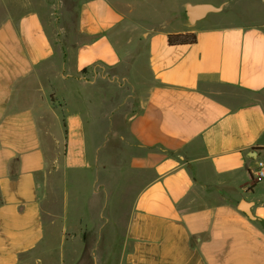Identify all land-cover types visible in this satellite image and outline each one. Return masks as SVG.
<instances>
[{
  "label": "crops",
  "instance_id": "obj_1",
  "mask_svg": "<svg viewBox=\"0 0 264 264\" xmlns=\"http://www.w3.org/2000/svg\"><path fill=\"white\" fill-rule=\"evenodd\" d=\"M218 1L15 0L0 22V264H264V181L250 175L264 158V22L189 23L186 3ZM135 13L152 24L132 30ZM51 73L54 135L21 91ZM48 139L63 147L51 171ZM115 156L137 191L106 226L97 184L111 187ZM49 181L63 191L55 234Z\"/></svg>",
  "mask_w": 264,
  "mask_h": 264
},
{
  "label": "rangeland",
  "instance_id": "obj_2",
  "mask_svg": "<svg viewBox=\"0 0 264 264\" xmlns=\"http://www.w3.org/2000/svg\"><path fill=\"white\" fill-rule=\"evenodd\" d=\"M173 2V1H172ZM216 5H223L219 14H210L217 18V22L223 23H244V22H264V0H219ZM172 3L164 4L162 13L172 7ZM22 10L21 6L15 3V0H1L0 1V22L8 15H16ZM210 16V17H211ZM134 21L131 23L132 30L138 32L143 27L152 24V17L143 13H135L132 18ZM55 73L45 76L36 77L32 83L26 85L22 91L23 102H39L42 108V122L46 126L47 131H51L54 135L55 132V114L54 111H59L58 104H60L59 95L63 90L54 79ZM55 80V82L53 81ZM59 88V89H55ZM57 111H56V110ZM50 135V134H49ZM115 144V143H114ZM118 149V148H117ZM117 149H113V153L117 154ZM63 154L62 143L56 147L53 139H48L45 147V156L47 159V171L55 170L57 165L61 166ZM101 165H96L97 170ZM111 170V189H106L107 192H102V186L97 184V189L103 195V203L105 208L102 211L105 216L106 223L109 219H114L122 223L124 221L129 208L132 204L133 197L137 191L135 182L138 175L134 172L125 171V168L120 169L118 156L113 157L112 163L109 164ZM119 169V171H118ZM55 180V178H53ZM62 202L63 191L60 183L55 181L48 182L46 197L43 202L44 220L53 229L55 234L56 225L54 222L59 223L62 216ZM78 203L84 204L83 200H78ZM53 223V224H51ZM106 226H110L108 223ZM55 237V236H54Z\"/></svg>",
  "mask_w": 264,
  "mask_h": 264
},
{
  "label": "water",
  "instance_id": "obj_3",
  "mask_svg": "<svg viewBox=\"0 0 264 264\" xmlns=\"http://www.w3.org/2000/svg\"><path fill=\"white\" fill-rule=\"evenodd\" d=\"M223 5H213L210 3H186L185 4V14L191 24L204 19L210 13H216L221 11ZM252 203L245 200H241L238 203V208L243 211L250 219H255L251 213L250 207Z\"/></svg>",
  "mask_w": 264,
  "mask_h": 264
},
{
  "label": "trees",
  "instance_id": "obj_4",
  "mask_svg": "<svg viewBox=\"0 0 264 264\" xmlns=\"http://www.w3.org/2000/svg\"><path fill=\"white\" fill-rule=\"evenodd\" d=\"M196 40V36L194 33H173L168 34L167 42L170 45L176 44H190L194 43Z\"/></svg>",
  "mask_w": 264,
  "mask_h": 264
},
{
  "label": "built area",
  "instance_id": "obj_5",
  "mask_svg": "<svg viewBox=\"0 0 264 264\" xmlns=\"http://www.w3.org/2000/svg\"><path fill=\"white\" fill-rule=\"evenodd\" d=\"M250 175L252 181L255 183L264 181V158L255 161V166Z\"/></svg>",
  "mask_w": 264,
  "mask_h": 264
}]
</instances>
